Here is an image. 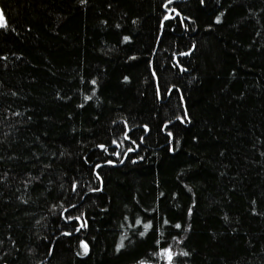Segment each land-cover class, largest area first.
Returning <instances> with one entry per match:
<instances>
[{
  "label": "trees",
  "instance_id": "trees-1",
  "mask_svg": "<svg viewBox=\"0 0 264 264\" xmlns=\"http://www.w3.org/2000/svg\"><path fill=\"white\" fill-rule=\"evenodd\" d=\"M0 9V264H264V0Z\"/></svg>",
  "mask_w": 264,
  "mask_h": 264
},
{
  "label": "snow or ice",
  "instance_id": "snow-or-ice-1",
  "mask_svg": "<svg viewBox=\"0 0 264 264\" xmlns=\"http://www.w3.org/2000/svg\"><path fill=\"white\" fill-rule=\"evenodd\" d=\"M0 27H6V20L4 18V13H3L2 9H0ZM145 227L147 228L148 226L146 225ZM177 227H179V225H177ZM84 251L87 252V245H84ZM164 254L167 256L169 262H171L172 253H171L170 249L169 250H165ZM185 255H187V253H185Z\"/></svg>",
  "mask_w": 264,
  "mask_h": 264
}]
</instances>
